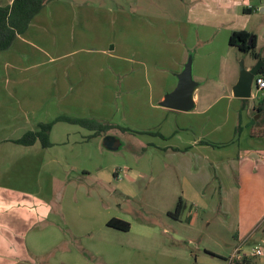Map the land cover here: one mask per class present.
Segmentation results:
<instances>
[{"label": "rangeland", "instance_id": "374dc122", "mask_svg": "<svg viewBox=\"0 0 264 264\" xmlns=\"http://www.w3.org/2000/svg\"><path fill=\"white\" fill-rule=\"evenodd\" d=\"M260 1L262 6L259 0H45L22 46L36 50L37 62L53 57L50 64L83 66L75 74L86 77L71 84L70 97L88 99L71 103L70 113L101 115V122L114 126L106 134L121 143L113 150L70 148L69 162L78 169H70V190L56 206L58 213L64 207L58 229L49 233L45 222L37 229L51 236L49 243L57 242L46 258L50 264H228L235 247L250 252L255 245L262 254L253 258L264 264V240L254 239L264 237L261 198L240 193L238 173L226 166L228 156L237 164L247 158H239L252 121L247 102L237 108L240 119L226 110V100L183 120L159 104L182 57L185 63L191 58L194 78L211 73L219 82L228 81L230 68L238 73L241 60L245 67L256 63L250 51L229 44L233 29L257 36L254 50L264 61ZM245 6L252 7L251 15L242 12ZM252 93L256 103H264V90L253 86ZM186 120L197 127H181ZM169 123L182 140L144 133L167 131ZM222 126L224 134L216 133ZM197 139L220 143L221 149L187 147ZM168 144L187 151H168ZM180 197L185 208L174 219L167 213ZM77 208L87 211H72ZM112 217L128 221L130 230L107 226Z\"/></svg>", "mask_w": 264, "mask_h": 264}, {"label": "crops", "instance_id": "0c3cea01", "mask_svg": "<svg viewBox=\"0 0 264 264\" xmlns=\"http://www.w3.org/2000/svg\"><path fill=\"white\" fill-rule=\"evenodd\" d=\"M11 2L12 0H0V6ZM259 6H262L260 0ZM244 8L251 10L244 12ZM242 12L251 15L253 13L252 7H242ZM233 30L249 31L246 28ZM25 33L18 35L8 49L0 51V264H50L51 261L46 258L55 248L57 242L49 243L48 240L51 236L48 235L44 238L42 232L37 229L42 230L40 223L43 224L44 222L45 229L50 230L49 233L52 232V229H58L56 220L58 215L63 212L64 207L60 208L58 213L56 206L58 203L61 206L70 190V169L73 171L78 169L69 162L70 148L87 146V144L104 147L103 138L106 135H112L110 133L102 134L101 137L99 136V140L102 138L101 141H98L91 130L79 125H77L78 127L70 126L71 123L65 121H57L50 130L51 145L48 147H43L38 140L31 145H23L14 141L26 131L37 130L40 123L53 121L61 115L73 116L70 113V104L77 102V99L82 100V102H87L86 99H88L87 96L70 97L71 84H78L80 81H84L86 77V75H82L77 78L75 74L76 71H84L83 66L50 64L49 61L54 59L53 57L45 63L37 62L36 50L22 46L26 42ZM257 41L256 36V44ZM37 51L42 53L41 49H37ZM185 61L186 57H182L179 67L174 73L176 80L170 87L164 89L167 90L166 93L171 92L176 87L177 75L182 71ZM253 65H249L247 68ZM96 70L97 73L98 69ZM116 74L119 75V73ZM208 74L207 77L202 73H197L196 77H193L198 82V86L193 92L194 107L191 110L165 108L168 111L183 115L181 118L183 120L185 115L197 116L208 113L217 103L226 100V110H232L240 119L242 114L238 113L241 111H237V108L239 104L242 108L247 102L250 114L252 113L250 115L252 121L249 134H247L248 142L244 143L243 148L239 150V158H247L243 163L238 162L239 164H237L234 162V157L228 156L226 166L231 168L235 174L238 173L240 179L238 191L240 193H244L246 190H249L248 193H257L256 197H260L262 201L259 206H263L264 212V135H252V130H256L257 126L264 124V103H256L253 93L250 98L233 96L232 86L237 81L239 72L235 73V70L230 68L228 81H224V79L221 82H219V77L214 78L211 77L213 74ZM206 79H211V81L206 83ZM164 95L159 97V104L164 99ZM256 113L258 115L254 117ZM91 115L90 118L98 120L102 118L101 115L98 116L95 113H91ZM77 117L87 116L78 115ZM193 122L186 120L181 127L195 129L197 124H193ZM169 125L167 131L145 132H152L148 134L159 133L161 138L177 137L178 140H182L183 138L179 136L177 129L173 128L171 123ZM223 128V126L221 128L215 127V132L224 134ZM168 131L169 133H167ZM114 137L117 138V136ZM149 144L152 143L142 145ZM193 144L203 149L208 145L215 146L217 143L197 139L191 141L187 147L191 148ZM230 145H234V141ZM230 145L227 144V147ZM166 146L168 147L165 149L168 151H187L185 146L180 147L171 144ZM216 146H218L217 149H221L222 144L219 143ZM83 148L85 147L83 146ZM233 149L235 151V148ZM82 170L86 175L90 174L89 170ZM77 210L78 208L72 209L75 212ZM85 211H87L85 208L79 209L78 213ZM169 212L172 211L167 213L171 216ZM54 216L56 218H52ZM179 216H173V218L177 219ZM63 220H65L64 217ZM241 222L244 223L243 220H240ZM251 235H246L244 240L251 238ZM254 239L259 241L264 240V237ZM236 248L238 247L231 251V256ZM203 251L213 254L206 248H203ZM239 253L241 256L251 255V251L242 252L241 247ZM198 260L197 258L196 262ZM228 264H231L230 259Z\"/></svg>", "mask_w": 264, "mask_h": 264}, {"label": "trees", "instance_id": "16d2710c", "mask_svg": "<svg viewBox=\"0 0 264 264\" xmlns=\"http://www.w3.org/2000/svg\"><path fill=\"white\" fill-rule=\"evenodd\" d=\"M44 5L45 0H12L10 4L0 6V51L8 49L18 35L24 34L27 31L32 19L40 13ZM250 10L251 9H243L244 12ZM250 35L251 33L247 30H233L229 36V44L236 46L240 51H250L254 59H259V54L254 50L256 46V35L253 34L252 44L248 45L247 41ZM258 74L264 76V67L261 68ZM57 121H65L71 124L79 125L93 131V135L95 136L106 134L114 127L111 124L101 122L95 118L61 115L53 121L40 123L37 130L26 131L20 138L14 141L23 145H31L38 140L43 147H48L51 145L49 139L50 130L53 124ZM257 127L258 128H256V130H252V135H264V124ZM122 129L129 130L126 128ZM153 134L160 135L156 132ZM184 208L185 202L180 197L177 201L175 210L173 212H169V214L177 217L184 210ZM106 224L109 227L122 231H128L130 228L129 222L115 217L110 218ZM253 256L255 255H244L241 260H235L232 264H256Z\"/></svg>", "mask_w": 264, "mask_h": 264}, {"label": "water", "instance_id": "95a60500", "mask_svg": "<svg viewBox=\"0 0 264 264\" xmlns=\"http://www.w3.org/2000/svg\"><path fill=\"white\" fill-rule=\"evenodd\" d=\"M253 34L248 38V45L252 44ZM264 67V61L258 59L250 68L245 67L244 61L239 62V75L237 81L232 86L234 97L250 98L252 96L253 80L255 75ZM198 86V82L192 76V60L189 58L184 64L182 71L177 75V85L164 95L160 105L183 111H189L194 107L193 92ZM120 142L113 135H106L103 138V145L107 149L118 148Z\"/></svg>", "mask_w": 264, "mask_h": 264}, {"label": "built area", "instance_id": "2783aa9c", "mask_svg": "<svg viewBox=\"0 0 264 264\" xmlns=\"http://www.w3.org/2000/svg\"><path fill=\"white\" fill-rule=\"evenodd\" d=\"M253 85L256 87L258 91L264 90V76L261 74H257L254 77L253 80ZM240 248H236L233 255L230 258V263L232 264L233 261L235 260H241L243 256L240 255ZM262 251L260 250L259 246H254L253 249L251 250V255H261Z\"/></svg>", "mask_w": 264, "mask_h": 264}]
</instances>
